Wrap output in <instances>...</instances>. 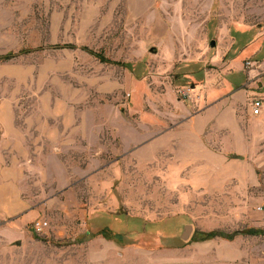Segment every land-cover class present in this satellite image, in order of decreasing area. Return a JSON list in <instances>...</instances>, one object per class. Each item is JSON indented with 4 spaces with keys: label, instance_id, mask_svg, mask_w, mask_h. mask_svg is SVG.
Instances as JSON below:
<instances>
[{
    "label": "rangeland",
    "instance_id": "rangeland-1",
    "mask_svg": "<svg viewBox=\"0 0 264 264\" xmlns=\"http://www.w3.org/2000/svg\"><path fill=\"white\" fill-rule=\"evenodd\" d=\"M260 60L264 0H0V130L20 149L4 177L23 205L0 213V264H264V207L199 211L150 153L207 78L241 89Z\"/></svg>",
    "mask_w": 264,
    "mask_h": 264
},
{
    "label": "crops",
    "instance_id": "crops-1",
    "mask_svg": "<svg viewBox=\"0 0 264 264\" xmlns=\"http://www.w3.org/2000/svg\"><path fill=\"white\" fill-rule=\"evenodd\" d=\"M244 73L245 84L235 90L224 79L216 84L217 79L207 78L203 108L159 132L150 143V153L158 158L164 152L168 167L176 169L181 182L195 192L199 211L213 208L214 213L240 215L246 223L251 214L262 215L258 209L264 207V106L259 116L251 110L255 99L264 104V60L258 65L247 63ZM12 132L11 128L0 130L2 183L4 162L20 150ZM13 176L7 172L4 177L8 194L0 197L1 214L23 209Z\"/></svg>",
    "mask_w": 264,
    "mask_h": 264
},
{
    "label": "built area",
    "instance_id": "built-area-1",
    "mask_svg": "<svg viewBox=\"0 0 264 264\" xmlns=\"http://www.w3.org/2000/svg\"><path fill=\"white\" fill-rule=\"evenodd\" d=\"M263 106H264V104H263L262 99L253 100V102L251 103V110H252L253 115L259 116L262 112ZM45 227H47V224L38 222L36 224L35 230L37 232H42L45 229Z\"/></svg>",
    "mask_w": 264,
    "mask_h": 264
},
{
    "label": "trees",
    "instance_id": "trees-1",
    "mask_svg": "<svg viewBox=\"0 0 264 264\" xmlns=\"http://www.w3.org/2000/svg\"><path fill=\"white\" fill-rule=\"evenodd\" d=\"M66 47H71V46H66ZM71 48H73V47H71ZM85 51H89V53L95 55V57H97V58L99 59V61H101L102 63H107V64H110V65H120L118 62H112V61H110L109 59H106V58H105L103 55H101V54H95V53H93L92 51H90V50H86V49H85ZM22 54H28V51H26V50L21 51L18 55H22ZM14 57H16V56H13V55L11 56V55H10V56L5 57L4 59H5V60H10V59H12V58H14ZM216 235H217V234L212 233V234H209V235L205 236L204 239H212V238H214ZM107 237H110V236H107ZM228 239H232V238H228Z\"/></svg>",
    "mask_w": 264,
    "mask_h": 264
},
{
    "label": "water",
    "instance_id": "water-1",
    "mask_svg": "<svg viewBox=\"0 0 264 264\" xmlns=\"http://www.w3.org/2000/svg\"><path fill=\"white\" fill-rule=\"evenodd\" d=\"M211 46H212V47H215V46H216V42H214V41L211 42ZM190 230H191V228L188 227V228H187V232H186V236H187V234L189 233Z\"/></svg>",
    "mask_w": 264,
    "mask_h": 264
}]
</instances>
